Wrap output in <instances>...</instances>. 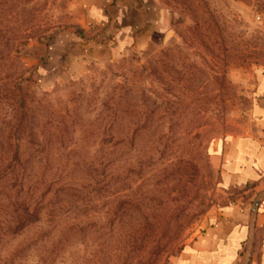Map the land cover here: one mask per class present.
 I'll return each mask as SVG.
<instances>
[{
    "label": "rangeland",
    "instance_id": "1",
    "mask_svg": "<svg viewBox=\"0 0 264 264\" xmlns=\"http://www.w3.org/2000/svg\"><path fill=\"white\" fill-rule=\"evenodd\" d=\"M90 2L0 0V81L29 93L32 124L67 130L53 169L104 152L112 163L96 184L84 171L64 248L29 250L24 264H174L229 201L210 154L252 125L264 0H152L123 25L88 22ZM108 108L112 139L81 140ZM10 115L0 107V130ZM12 214L0 210V264L25 235L4 233Z\"/></svg>",
    "mask_w": 264,
    "mask_h": 264
},
{
    "label": "trees",
    "instance_id": "2",
    "mask_svg": "<svg viewBox=\"0 0 264 264\" xmlns=\"http://www.w3.org/2000/svg\"><path fill=\"white\" fill-rule=\"evenodd\" d=\"M28 96L29 93L17 81H0V107L7 106L11 112L0 130V210H6L7 214L13 210L16 222L7 226L4 233L19 231L25 234L10 256L4 259L5 264L17 261L24 264L31 253L41 250L53 253L64 248L66 234L79 230L78 222L65 219L74 214L77 217L75 208L84 203V171L89 175L86 184L91 185L102 181L104 178L100 176L112 166L108 153L104 152L99 159L70 158V168L53 169V166L58 167L60 159L51 155L50 149L57 143L63 145L67 131L65 124L54 123L53 129L48 128L49 121L40 127L32 124L35 110ZM113 113L108 108L100 123L83 130L81 140L95 134H100L105 143L111 140ZM73 149L70 148L69 152ZM43 209L45 227L37 223ZM53 230L57 234L50 239ZM33 249L36 251L29 252ZM48 255L42 258L44 264H47Z\"/></svg>",
    "mask_w": 264,
    "mask_h": 264
},
{
    "label": "crops",
    "instance_id": "3",
    "mask_svg": "<svg viewBox=\"0 0 264 264\" xmlns=\"http://www.w3.org/2000/svg\"><path fill=\"white\" fill-rule=\"evenodd\" d=\"M151 4L152 0H91L88 22L122 24ZM252 113L246 132L213 142L210 155L219 184L230 198L174 264H242L250 236L249 264L256 255L264 259V70L254 88Z\"/></svg>",
    "mask_w": 264,
    "mask_h": 264
},
{
    "label": "water",
    "instance_id": "4",
    "mask_svg": "<svg viewBox=\"0 0 264 264\" xmlns=\"http://www.w3.org/2000/svg\"><path fill=\"white\" fill-rule=\"evenodd\" d=\"M257 206V203L254 205V209L256 208ZM251 244H252V238L250 236V239H249V242H248V245H247V250H246V253H245V256H244V259H243V262L242 264H248L249 262V259H250V251H251Z\"/></svg>",
    "mask_w": 264,
    "mask_h": 264
}]
</instances>
